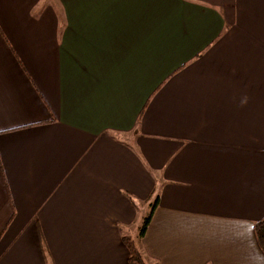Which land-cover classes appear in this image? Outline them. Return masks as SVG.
I'll list each match as a JSON object with an SVG mask.
<instances>
[{"label": "crops", "instance_id": "crops-1", "mask_svg": "<svg viewBox=\"0 0 264 264\" xmlns=\"http://www.w3.org/2000/svg\"><path fill=\"white\" fill-rule=\"evenodd\" d=\"M36 5L0 0V264H264V0Z\"/></svg>", "mask_w": 264, "mask_h": 264}, {"label": "trees", "instance_id": "trees-1", "mask_svg": "<svg viewBox=\"0 0 264 264\" xmlns=\"http://www.w3.org/2000/svg\"><path fill=\"white\" fill-rule=\"evenodd\" d=\"M156 202H157V198L154 200L153 205L156 204ZM150 215L151 214L149 213L143 219L142 224L138 230V236L144 235L146 228L148 226V223L150 221V218H151ZM254 233H255V238H256L257 244H258L260 250L262 251V253L264 254V217L255 223ZM122 241H123V243H124V245L128 251L127 259H128L129 263H131V264H147L143 255L141 254L137 245L135 244V242L132 239L123 236Z\"/></svg>", "mask_w": 264, "mask_h": 264}, {"label": "rangeland", "instance_id": "rangeland-1", "mask_svg": "<svg viewBox=\"0 0 264 264\" xmlns=\"http://www.w3.org/2000/svg\"><path fill=\"white\" fill-rule=\"evenodd\" d=\"M55 2L57 3V0H37V5L31 10V14L33 16L40 15L42 12L44 13L45 10L48 9L52 4H53L52 6L56 5ZM54 8H56V6H54ZM138 218H140V216ZM136 235H138L137 231L132 232L133 237L136 238ZM145 261H146V259H145ZM147 264H149V263L147 262Z\"/></svg>", "mask_w": 264, "mask_h": 264}]
</instances>
